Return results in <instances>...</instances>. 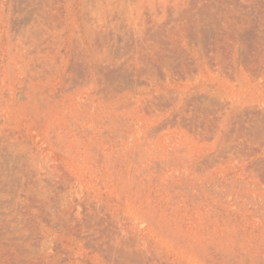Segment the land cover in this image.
I'll use <instances>...</instances> for the list:
<instances>
[{"label": "rangeland", "instance_id": "374dc122", "mask_svg": "<svg viewBox=\"0 0 264 264\" xmlns=\"http://www.w3.org/2000/svg\"><path fill=\"white\" fill-rule=\"evenodd\" d=\"M0 264H264V0H0Z\"/></svg>", "mask_w": 264, "mask_h": 264}]
</instances>
